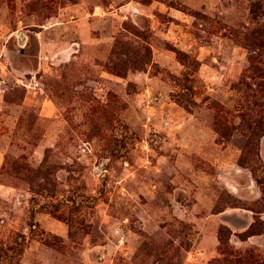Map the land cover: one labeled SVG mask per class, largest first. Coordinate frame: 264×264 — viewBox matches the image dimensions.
Instances as JSON below:
<instances>
[{
    "label": "rangeland",
    "instance_id": "374dc122",
    "mask_svg": "<svg viewBox=\"0 0 264 264\" xmlns=\"http://www.w3.org/2000/svg\"><path fill=\"white\" fill-rule=\"evenodd\" d=\"M252 167L264 0H0V264H264Z\"/></svg>",
    "mask_w": 264,
    "mask_h": 264
},
{
    "label": "trees",
    "instance_id": "16d2710c",
    "mask_svg": "<svg viewBox=\"0 0 264 264\" xmlns=\"http://www.w3.org/2000/svg\"><path fill=\"white\" fill-rule=\"evenodd\" d=\"M250 144H251V142H250V138H249L248 141H247V143H246V147H248ZM247 151H248V150H247ZM245 153H246V150H245ZM243 154H244V153H243ZM256 155H257V153H256ZM239 164L244 165V161H243L242 157H241V159L239 160ZM250 169H251V171H252V173H253V175H254V177H255L256 182H257V183L259 184V186H261V188H262V197H261V198H262V200H264V168H263V170H262L261 175H258V174L256 173V170H257V169H254L253 167L250 168ZM251 228H252V225H251ZM253 233H256V232H254L253 229H249V230L246 231L245 236L252 235Z\"/></svg>",
    "mask_w": 264,
    "mask_h": 264
},
{
    "label": "built area",
    "instance_id": "2783aa9c",
    "mask_svg": "<svg viewBox=\"0 0 264 264\" xmlns=\"http://www.w3.org/2000/svg\"><path fill=\"white\" fill-rule=\"evenodd\" d=\"M25 45V43H23L22 45H20L21 47H23Z\"/></svg>",
    "mask_w": 264,
    "mask_h": 264
}]
</instances>
